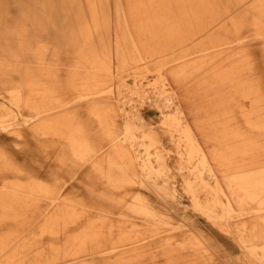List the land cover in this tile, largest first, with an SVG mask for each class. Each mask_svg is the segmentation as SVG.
<instances>
[{"label": "rangeland", "instance_id": "1", "mask_svg": "<svg viewBox=\"0 0 264 264\" xmlns=\"http://www.w3.org/2000/svg\"><path fill=\"white\" fill-rule=\"evenodd\" d=\"M245 1L0 0V264H264V0ZM125 124L166 191L110 154ZM143 200L188 259L138 240Z\"/></svg>", "mask_w": 264, "mask_h": 264}, {"label": "bare ground", "instance_id": "2", "mask_svg": "<svg viewBox=\"0 0 264 264\" xmlns=\"http://www.w3.org/2000/svg\"><path fill=\"white\" fill-rule=\"evenodd\" d=\"M245 3H247V0L245 1ZM96 4H97V2L95 3L93 1L88 3V5L90 6L89 7V10H90L89 15H91V16L94 15V9L93 8L97 7ZM98 5H100L99 2H98ZM219 21H221V20H219ZM218 23H216L215 25H217ZM163 99L165 101V104L163 103V108H166V106L169 105V103H168L169 99L162 97L161 100H163ZM152 107L155 110L157 109L156 112L158 114H161L162 112H164V111H161L162 109L159 106H156V107L152 106ZM178 107H177L176 111L181 112L180 111L181 110L180 104ZM150 113L151 112L146 114L147 118L148 117L151 118V116H148ZM151 114L153 115L151 119L155 118L154 112H152ZM36 116L33 115L31 118L36 117V120L39 119L38 113H36ZM186 131H187V129H186ZM136 140H137V137L133 133L132 127L129 124H125L120 135H115V136H112L108 139L107 143L110 144V154L111 155L115 154L116 156H118L120 158L122 155L125 158H127L126 156H128L131 159V161L133 160L131 162L130 172L134 175V177H137L136 179L138 182V186L140 188H150L151 187L155 191H163V190L166 191L167 188H166L165 183H163L162 185L156 184L155 179L152 177L151 170L153 169V167H152L151 163H149L150 159H149L148 155L146 158L147 162L145 164V168H147L146 170H142V168H140V167L138 168V166H136L137 165L136 163L139 159V157L137 155L133 154V149L135 147ZM166 145H167V147H164V150L167 149V150L171 151L172 150L171 146H173V142H171V140H170L169 144H166ZM193 150H194L193 153H196L199 156V159H198L196 166H200L201 169H197V171H196L195 168L193 167V169L189 172L196 176L195 178L199 182L198 186H200V185L203 186L205 184V183L203 184V182L205 180L203 174H206L205 177H207L208 180L209 179L215 180L216 185L218 186V184H217L218 183V177L216 176L213 169L210 166H208V161H207L208 159H207V156L205 155V153H203L202 150L200 148H198L197 146ZM156 158L159 159L158 157H156ZM183 160H186V162H187L188 159L186 157ZM162 165L163 164H160V166H162ZM180 167H181V165H180ZM180 167H179V170H181ZM144 171H147V172L144 173ZM194 171H196V172H194ZM229 188L233 189L232 186H230ZM137 200L141 201L139 195L137 196ZM239 201L240 202L243 201L242 196H240ZM192 203L197 204V202L194 200ZM227 206H229V202H227L225 204L222 203L221 204V208L223 209L222 212H220V214H218V215L212 214L211 217L209 215H207L206 216L207 219L214 220V221L228 219V217L230 216L228 214L229 211L224 210ZM141 208H142L141 211L143 212V215H144V218H142L141 220L144 223V226L142 227V231H141V234H140V237L138 240L143 241V242L146 241L145 243L147 246L153 245V244L157 245L160 248V249H158L159 253L164 257H166V256L173 257L174 255H179V254L184 255L185 254V256H183L184 258L181 260L188 259L191 255V253H189V252L193 251V247L192 246L191 247H185V246H187L186 243L180 242L179 241L180 239H178V236H174L171 234L161 235V233H163L165 231L156 230V226L151 223L154 220V218L156 217L155 210H152V208L148 204V202H146L144 200L141 202ZM134 238H137V237H134ZM122 241L123 242H125V241L130 242V241H132V237L126 233H122L118 236L117 242L119 243ZM139 248H142V247H139ZM139 248H136V250L137 249L139 250ZM189 250H191V251H189ZM101 252H104V251L97 250L96 252H93V253L97 254V253H101ZM90 254H92V253H90ZM180 257H182V256H180Z\"/></svg>", "mask_w": 264, "mask_h": 264}]
</instances>
